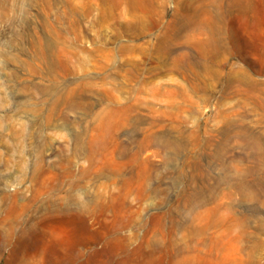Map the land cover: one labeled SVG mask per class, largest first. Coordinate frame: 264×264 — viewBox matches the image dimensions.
I'll return each instance as SVG.
<instances>
[{
	"label": "rangeland",
	"instance_id": "374dc122",
	"mask_svg": "<svg viewBox=\"0 0 264 264\" xmlns=\"http://www.w3.org/2000/svg\"><path fill=\"white\" fill-rule=\"evenodd\" d=\"M0 264H264V0H0Z\"/></svg>",
	"mask_w": 264,
	"mask_h": 264
},
{
	"label": "bare ground",
	"instance_id": "6f19581e",
	"mask_svg": "<svg viewBox=\"0 0 264 264\" xmlns=\"http://www.w3.org/2000/svg\"><path fill=\"white\" fill-rule=\"evenodd\" d=\"M251 143V142H250ZM251 144H253L254 145V147H258V144L259 143H257V141L256 140H252V143ZM239 221V220H238Z\"/></svg>",
	"mask_w": 264,
	"mask_h": 264
}]
</instances>
